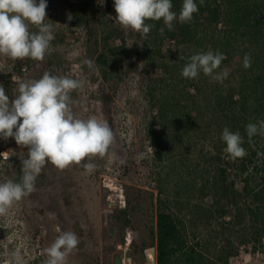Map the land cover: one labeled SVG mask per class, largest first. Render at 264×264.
<instances>
[{
    "label": "rangeland",
    "instance_id": "374dc122",
    "mask_svg": "<svg viewBox=\"0 0 264 264\" xmlns=\"http://www.w3.org/2000/svg\"><path fill=\"white\" fill-rule=\"evenodd\" d=\"M46 3L45 23L52 25L54 36L49 52L43 61L0 56V85L12 99L18 81L39 79L45 72L79 79L83 87L72 93L78 101L74 114L107 121L116 142L103 158L86 159L65 170L45 165L35 191L0 216V264H14L12 253L21 264H44V250L64 231L79 238L67 264H121L119 245L128 236L133 241L130 253L143 264L144 247L155 245L160 198L171 201L189 233L197 222L199 235L191 240L204 241L211 257L224 259L235 247L240 253L233 264H264V240L255 250L250 218L209 215L216 190L209 184L201 199L196 188L203 174L208 178L216 171L211 153L222 157L215 160L218 167L230 169L221 139L228 118H216L211 99L226 95L229 81L238 88L244 75L258 72L264 62L256 69V59L251 58V67L245 69V48L236 46L227 65L229 81H211L202 72L187 79L181 75L183 67L192 55L205 52L203 48L168 39L156 43L123 29L115 18L114 0ZM86 7L91 16L75 22L74 12ZM88 61L93 62L91 68ZM226 108L230 113L229 105ZM1 153H7L8 160L2 162ZM27 155L13 138H0V182H19L20 158ZM88 162L96 165L91 172L83 167ZM231 173L229 181L239 187L238 172Z\"/></svg>",
    "mask_w": 264,
    "mask_h": 264
},
{
    "label": "clouds",
    "instance_id": "9594fccd",
    "mask_svg": "<svg viewBox=\"0 0 264 264\" xmlns=\"http://www.w3.org/2000/svg\"><path fill=\"white\" fill-rule=\"evenodd\" d=\"M203 3V0H201ZM46 0H0V56L13 61L30 58L43 61L54 39L53 28L45 23ZM172 0H114L115 18L123 29L141 33L147 39L155 26L146 21H163L159 29L172 31L173 22L189 23L199 11L195 0H183L179 14L172 10ZM71 19V16H69ZM35 27L38 31H31ZM225 56L218 50L198 52L185 64L181 75L196 79L202 72L211 81L222 82L228 71L219 70ZM88 66H93L88 61ZM243 67H251V56L245 54ZM83 87L79 79L57 76L45 72L39 79L18 81L17 92L12 99L0 85V138H13L16 144L27 149V158L21 159L22 176L19 182L11 179L0 182V216L35 191V182L46 164L59 170L80 165L86 159L105 157L116 142L108 122L89 115L81 118L74 114L78 103L72 93ZM83 111L87 112V108ZM248 143L253 137H264V120L249 123L245 128ZM226 144L225 153L233 160L244 158L248 153L243 147L244 137L239 131L224 127L221 136ZM113 159H116L112 153ZM143 159V154L140 156ZM121 164L124 160L119 161ZM83 167L91 172L96 168L92 162ZM79 244L72 231L60 233L44 252V264H67L68 257ZM14 264H21L18 254L12 253Z\"/></svg>",
    "mask_w": 264,
    "mask_h": 264
},
{
    "label": "trees",
    "instance_id": "16d2710c",
    "mask_svg": "<svg viewBox=\"0 0 264 264\" xmlns=\"http://www.w3.org/2000/svg\"><path fill=\"white\" fill-rule=\"evenodd\" d=\"M182 2L183 0H172V10L177 14ZM195 2L199 11L193 15L192 21L189 23L174 21V29L172 31L165 29L163 35L159 32L163 27L162 20L146 21L155 25L147 39H152L156 43L168 39L184 45H195L203 48L205 52L218 50L225 56L219 70L229 71L230 66L227 65L233 59L232 53L237 50L236 46L245 48L241 50L244 55L249 52L252 54L251 58L256 59L254 63L256 69L264 62V0H203V3L201 0H195ZM87 16H91L89 7L84 8L82 13L74 12L75 22ZM257 70L258 72L253 71L251 76L246 73L236 89L229 81L231 75H228L226 95L217 99L212 98L210 103L216 118L224 115L228 118V128L233 132L239 131L244 137L243 147L248 154L235 160L228 156L229 169L223 168L224 166L218 167L219 162L215 160L222 157L218 153H211L213 155L211 163H215L213 168L216 170L214 175L206 178L203 174L200 184H197L196 180V188H199L201 199L206 196L209 184L216 190L214 206L208 212L209 215L217 214L221 219L229 220L241 215L250 218L254 223L251 238L254 240L255 250L264 240V140L261 136H255L253 144L250 145L245 128L249 123L264 120V65ZM193 87L197 88L195 85ZM228 105L230 113L226 108ZM235 169L238 172L237 177L240 178L239 187L236 182L229 181L231 172ZM197 171L198 169L196 173ZM157 210L154 246L157 247L158 264H233L232 258L239 255L240 249L232 247L234 251H229L224 259L211 257L204 241L191 240V237L199 235L196 232L197 222L192 228L193 233H189L185 219L172 207L169 199L160 198ZM219 260H222L221 263Z\"/></svg>",
    "mask_w": 264,
    "mask_h": 264
},
{
    "label": "built area",
    "instance_id": "2783aa9c",
    "mask_svg": "<svg viewBox=\"0 0 264 264\" xmlns=\"http://www.w3.org/2000/svg\"><path fill=\"white\" fill-rule=\"evenodd\" d=\"M23 70L26 71L27 68L23 67ZM2 162L8 160L9 156L7 153H1ZM132 239L130 236L125 238V243L119 245V249L122 252L121 264H137L134 257L132 256L131 246ZM144 263L143 264H158L157 261V247L150 246L144 249L143 251Z\"/></svg>",
    "mask_w": 264,
    "mask_h": 264
}]
</instances>
